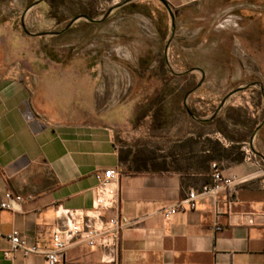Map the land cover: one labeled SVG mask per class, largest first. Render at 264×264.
<instances>
[{
  "label": "crops",
  "instance_id": "crops-1",
  "mask_svg": "<svg viewBox=\"0 0 264 264\" xmlns=\"http://www.w3.org/2000/svg\"><path fill=\"white\" fill-rule=\"evenodd\" d=\"M33 95L23 72H0V200L5 192L22 198L0 209V264H45L42 253L6 256V235L17 230L49 248L72 212L92 209L95 173L108 167L120 176L117 203L104 214L132 224L115 252L75 237L58 264H264V126L249 136V120H227L243 137L236 139L206 119L189 120L196 128L167 142L159 158L122 156L110 125L56 121ZM214 170L234 184L205 191L216 183ZM190 191L194 208L160 214Z\"/></svg>",
  "mask_w": 264,
  "mask_h": 264
},
{
  "label": "rangeland",
  "instance_id": "rangeland-1",
  "mask_svg": "<svg viewBox=\"0 0 264 264\" xmlns=\"http://www.w3.org/2000/svg\"><path fill=\"white\" fill-rule=\"evenodd\" d=\"M33 1L0 0V72L56 121L110 125L122 156L159 158L238 87L214 117L264 121V0Z\"/></svg>",
  "mask_w": 264,
  "mask_h": 264
},
{
  "label": "built area",
  "instance_id": "built-area-1",
  "mask_svg": "<svg viewBox=\"0 0 264 264\" xmlns=\"http://www.w3.org/2000/svg\"><path fill=\"white\" fill-rule=\"evenodd\" d=\"M119 176L118 168L108 167L96 171L97 184L93 188L92 209L86 212H72L66 228L64 230L57 229L52 233L49 248L41 250L37 246L29 244L17 230H12L6 235L9 248L4 254L10 256L16 251H21L23 254L42 253L45 264H58L71 240L75 237L88 247L115 252L119 245L121 230L132 224V221L126 216L120 214L106 216L104 214L105 210L113 208L117 203V190L113 184L118 181ZM213 178L216 183L205 191L215 190L221 185L232 186L234 184L232 177L224 178L217 170H214ZM195 200L196 192L190 191L176 203L161 208L160 214L164 218H168L178 211L192 209L195 207ZM20 201H22L20 196H13L10 192H5L3 199L0 200V209H10L13 202Z\"/></svg>",
  "mask_w": 264,
  "mask_h": 264
},
{
  "label": "trees",
  "instance_id": "trees-1",
  "mask_svg": "<svg viewBox=\"0 0 264 264\" xmlns=\"http://www.w3.org/2000/svg\"><path fill=\"white\" fill-rule=\"evenodd\" d=\"M239 12H242V10L241 11H239ZM67 25V24H66ZM65 25V26H66ZM64 26V27H65ZM161 89H162V86L161 85H157V86H155V88H154V92L156 91V92H159V91H161ZM193 89H194V85H189V87H187L185 90L183 89L182 91H176V92H173L172 94H173V96H172V103L174 104V103H178L179 101H182V99L184 98V96L186 97V96H190V95H192V94H194L195 92L193 91ZM193 91V92H192ZM183 103V102H182ZM216 108H218V106L217 107H215V109L214 110H216ZM183 109L185 110V106L183 105ZM182 109V110H183ZM213 113H214V111H213ZM212 113V114H213ZM212 114L210 115V117L209 118H207V120H206V122L204 123V124H207V125H210V126H213L218 132H220V134H222L223 136H225V137H230V138H236V139H241V138H243L241 135H239V134H235L234 132H231V131H235L236 130V128L235 127H233V126H230L229 124H227V120H243V119H238V118H224V119H220V118H218V117H211L212 116ZM199 119H202V121H203V119H206V118H199ZM258 124H260L261 126H260V129H262L263 128V126H264V121H258L257 119H255V120H249V125H247V127H246V129H247V133L249 134V136L250 135H252L253 133H254V131H255V129H256V126L258 125ZM263 134L264 133H262V132H259V136H262V140H264V138H263ZM235 136V137H234ZM263 155H264V152H263Z\"/></svg>",
  "mask_w": 264,
  "mask_h": 264
},
{
  "label": "water",
  "instance_id": "water-1",
  "mask_svg": "<svg viewBox=\"0 0 264 264\" xmlns=\"http://www.w3.org/2000/svg\"><path fill=\"white\" fill-rule=\"evenodd\" d=\"M40 0H35V1H33L32 3H30V5L27 7V8H29V7H31V6H33V5H35V4H37L38 2H39ZM162 3H163V5L167 8L168 7V5H167V3L164 1V0H160ZM79 17H84V16H81V15H79V16H75V17H73L68 23H67V25L65 26V28H67L72 22H74L76 19H78ZM21 25L23 26V23H21ZM60 31H54V32H52L51 34H58ZM27 33H29V32H27ZM44 32H40V33H37L38 35H41V34H43ZM199 85V83L197 84V86ZM196 86V87H197ZM195 87V88H196ZM194 88V89H195ZM240 89V87H238V88H236V89H234V90H232L231 92H229L222 100H221V102H220V104H219V106H218V108H217V110L212 114V116L211 117H214V115L217 113V111H218V109L223 105V103L225 102V100H226V98L228 97V96H230L231 94H233L234 92H236V91H238ZM206 120H207V118H206Z\"/></svg>",
  "mask_w": 264,
  "mask_h": 264
}]
</instances>
